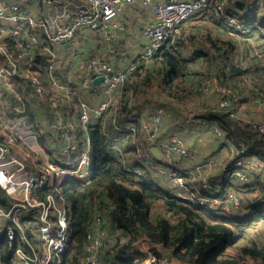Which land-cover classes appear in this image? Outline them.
Segmentation results:
<instances>
[{
    "label": "built area",
    "instance_id": "2783aa9c",
    "mask_svg": "<svg viewBox=\"0 0 264 264\" xmlns=\"http://www.w3.org/2000/svg\"><path fill=\"white\" fill-rule=\"evenodd\" d=\"M134 0H42L50 8L49 14L39 19L41 33L35 29V23L30 24V9L34 2L40 0H13L10 3L0 4V28L8 31L15 38L18 53L14 55L16 67L22 69V61L29 60L28 56L39 54L38 58L48 59L47 76L51 81L53 91L49 95H74L65 89L58 79L59 63L55 53L49 48L56 47L67 39H73L77 30L89 29L94 36L98 35L110 40L118 34L122 26L117 18L124 3ZM212 0H161L154 3L155 20L151 22L144 34L148 44L135 63L128 70L134 71L140 64L148 62L161 50L178 49L182 42L189 43L186 35L182 34V24L199 13H207L211 9ZM30 5V9H28ZM218 12V11H216ZM12 18V20L10 19ZM29 33L32 37H29ZM41 38V39H40ZM43 48L44 52H40ZM39 52V53H38ZM90 75L82 84V91H92L104 95L98 107L83 104L80 114V124L77 121L64 122L60 116L61 104L52 102L54 119L47 125L55 132V139L43 140L41 133L31 130L22 123L0 117V246L4 245L6 254L0 249L4 264H66L67 254L71 243L72 205L63 194L66 185L79 184L88 181L93 174L92 151L93 142L90 137L85 141L79 138V128L86 133L92 122H100L102 130L106 125L113 124L115 132L106 134L112 151L122 161L123 168L135 180L146 179V171H151L162 179L183 189L185 195L199 204H208L210 207L231 213V207L241 205V197L229 191L220 195L208 181L204 180L199 188H195L194 171L187 170L188 177L182 170L183 163L193 157V152L185 145L179 135H172L163 145L162 159L156 160L151 153L155 137L149 134L156 132L166 121L165 111L162 107L156 108L150 118V123H143L144 131L148 133L145 144L133 142L136 161L144 169L127 163L124 145L121 143L125 134L131 130L136 131V123L130 124L134 119L122 123L125 102L122 98H111L122 86L126 79V72L116 71L105 58L92 59L88 63ZM50 74V75H49ZM103 78L100 84L94 80ZM102 85V89L99 86ZM227 105L223 103L222 107ZM67 106L73 110L69 104ZM75 108V107H74ZM17 110V108L13 109ZM68 110L69 112H71ZM79 112V109H78ZM17 115V112H14ZM75 114V113H74ZM136 116H140V113ZM188 124H200L201 120L194 112L187 113ZM141 117V116H140ZM137 117L136 120L140 119ZM150 124L152 127H150ZM24 133H27L24 136ZM159 133V132H158ZM11 135V138L8 137ZM59 153H51L55 147ZM64 154V155H63ZM239 164V162H238ZM210 165L198 166L200 168ZM190 198V199H191ZM217 206V207H215ZM239 208V207H238ZM107 214L97 216L88 240L95 244L86 246L89 252L102 251L104 245V229ZM2 243V244H1ZM147 241H143L145 246ZM137 250V249H136ZM147 259L141 264H172L168 256L159 257L153 250L146 248ZM87 254V253H86ZM81 264H104L100 256L87 254ZM149 260V261H147ZM147 261V262H146Z\"/></svg>",
    "mask_w": 264,
    "mask_h": 264
},
{
    "label": "trees",
    "instance_id": "16d2710c",
    "mask_svg": "<svg viewBox=\"0 0 264 264\" xmlns=\"http://www.w3.org/2000/svg\"><path fill=\"white\" fill-rule=\"evenodd\" d=\"M213 1L214 0H212L211 8L214 11L222 10L219 5L220 0H216L217 4L214 7ZM249 9H252V6H250ZM249 14L250 13L248 12L242 16V24H245L244 29L249 30L245 32L246 36L248 38L260 36L264 39V31L250 22L251 20H249ZM229 23L230 22L226 21L225 18H222L221 21H217L219 27H222L220 31H224L225 29L232 30L236 33L242 32V30H237L234 27L229 26ZM183 25L185 24H182V34L186 35L187 41H190L192 36L190 35L188 29ZM117 36L118 35L112 37L110 40H107L104 37L95 35V37H97L100 41L103 40V43L110 50L113 49V42L118 38ZM14 40L15 38H12V36H5V41L9 44L13 43ZM208 40L211 42V47L221 50L227 51L233 47V43L231 41L222 40L220 38L212 40L207 34V41ZM187 45L188 42H182L178 49H171L169 51L161 50L157 52L148 62L140 64L136 70L124 71L127 75L122 87L130 89V100L126 103V107L134 108L135 100L137 99L138 101V98H136V92L139 89L138 87L148 86L154 79L159 80L163 84L162 92L165 95L179 100L192 98V95L198 93L197 90L199 88L206 87V80L200 78V73H198L195 77L192 75L187 77L190 71L196 70L198 66H200L199 64L194 65V62L197 61L182 59L180 55H178L181 47ZM98 58L100 57H96L94 59ZM137 60L138 59H136L133 63ZM223 63L224 69H217V72L219 73L218 77L222 82L225 83L228 81H235V77L238 74H242L239 70L233 69L232 66L227 68V64H229L227 60L223 59ZM146 64L148 65L145 66ZM179 84L186 86L184 88L185 91L173 94ZM192 88H194L193 94L191 91ZM232 88L235 89V87ZM123 100L126 102L124 97ZM89 106L98 107L92 105ZM210 112L211 113L207 116L202 115L203 118L198 117L201 120V123L207 127H210L215 122L222 125L227 123V120H233L238 124L239 132H241L243 136L248 133L247 129L251 127L248 123H240L237 118H230L229 115H232V112H226L220 108L212 109ZM134 113L138 112L132 111V115L125 122L132 119L136 120L137 117H140L139 115L136 116L137 114ZM18 116L22 117L18 118L17 123L26 125V120H22L26 117V115L18 114ZM187 117L188 114L186 115V119L183 121L184 125L187 127L193 126V124L187 123ZM226 117H229L230 119H226ZM233 121L231 122L233 123ZM99 123L89 129L93 140V176L84 184L79 182L77 185H66L63 188L64 196L72 205L71 243L67 254H65L66 262L67 257L74 260L73 263L77 262L78 264L79 261H83L84 259H86L87 262L88 255L84 252L86 250L87 236L93 227L96 217L107 214V219L112 221L111 226L113 228H117L115 230H121L122 233L119 235L122 238H128V242L123 247L130 246L135 241L137 233L140 232L145 234L150 239L151 243L162 245L163 249L170 253L172 257L186 264H237V262L232 259V256L226 253L230 247L239 243V241L243 238L241 235L242 230L234 229L237 226L235 225L236 221L242 219H237L233 208L231 207V213H227L223 210L221 211V214L227 218L226 221H217L212 213V207L208 204H204L203 207L192 198L190 201L187 200L183 189L162 179L158 175H156L158 179L149 177V179H151L150 181H147V178L135 180L130 173L124 170L121 158L112 151L106 134L107 132L105 130L101 131L102 124ZM45 131H50L54 134V136L49 139H55V132L49 129H46ZM137 132H139L138 126H136L135 132L129 130L127 134H135ZM260 134V130L257 131V134H249L246 137V142H249L251 145L263 143L262 141H254V138L256 136H260ZM156 137L154 143L151 145V153L156 160H159L153 154L152 150L158 149L161 152L163 145L170 137L162 144L161 149L160 145L156 143ZM262 140H264V135ZM233 143V151L242 149L244 146L243 143L238 140H234ZM244 151L245 154L250 153L246 150H243V152ZM243 152L239 155L241 159L235 162V164L233 163L232 168H241L243 163L242 158L245 155H243ZM238 162L239 164H236ZM183 163L180 162L179 164L181 165L183 172L188 177H191V175L187 173L188 169L193 170L194 175H197L195 177V188H199L203 181L206 180L216 191L219 192L218 194L220 195H226L229 191L234 192L233 187L231 189H227L232 186L230 181L231 179H224L220 184L221 188H217V186L214 184L212 185L210 180L205 176V166L200 168V173L196 172L198 166L203 164H199L196 167L185 168ZM209 163L212 165H208L209 169L214 168L216 162L213 160ZM230 169L231 165L226 167L225 174H227ZM252 187V185H244L243 189L240 191L241 206L254 212L244 218V221H247V219L250 221L259 210V205L251 203L252 196L255 195ZM1 189L2 187L0 186V191ZM156 203H161L167 212H171L174 215L175 219L171 220L165 216L152 218L151 207ZM202 208L207 209L200 212ZM177 218L178 221L176 220ZM263 219L264 217L259 218V220ZM1 235H3L2 230L0 231V236ZM106 236L108 235L106 234ZM116 239L117 240L114 246L121 245L122 239L119 237ZM240 246L241 255L250 256L255 260H258L260 264H264L263 247H260L257 243L252 241H246L245 244ZM104 247L105 245L102 249H104ZM118 248L120 249V263L118 264H141L145 260L146 256L142 253H138L136 257L123 258L121 256V246ZM0 249L3 250V253L7 256L4 245L0 246ZM100 261L104 264H115L114 261L108 257V255H104L103 252L100 255ZM0 264H4L1 259V254Z\"/></svg>",
    "mask_w": 264,
    "mask_h": 264
},
{
    "label": "rangeland",
    "instance_id": "374dc122",
    "mask_svg": "<svg viewBox=\"0 0 264 264\" xmlns=\"http://www.w3.org/2000/svg\"><path fill=\"white\" fill-rule=\"evenodd\" d=\"M40 1L41 3L34 2L33 7L30 9L31 12L29 13L31 20H33L30 24L35 23L34 27L37 29L38 33H41L42 31L39 21V19H42V16L40 15L39 11L44 5L42 0ZM15 3H18V0H16ZM219 5L222 10H219L218 12L213 11L211 13V15H214V20L221 21L222 18H225L226 21L230 22L228 24L229 26L234 27L237 30H242V32L236 33L232 30H224V32L220 31L221 29L215 25L214 21H208V17V23L203 26V30L201 33H199V35L203 36L204 33L213 34L217 37L231 41L233 43V47L227 50L226 57H222L223 53L218 48L213 49L210 47V45L205 48V55L199 58L198 62H194V65L199 64L200 66H198L196 70L190 71L187 77L191 75L195 77L198 73H200V78L206 80V87L199 88L197 90L198 93L192 95V98L182 99L180 101L181 103L183 102V104H185L188 109L194 112L198 117H201L202 115L207 116L209 113H211L210 110L220 108L226 112H232V115H229L230 118H237L239 119L240 123L243 122L245 124L248 123L251 125V127L247 129L248 133L244 136L241 132H239V126L233 120H231L233 123L230 120H227L228 122L222 125L218 122H215L210 127H208L209 129L205 135L207 142L203 144L207 151L213 153L212 155L215 158L214 161L216 163L214 168L210 169L208 173L205 172V176L210 180L211 184H214L217 186V188H221L220 184L224 179H231L230 181L232 186L228 187L227 189H231L233 187L234 192L240 197V191L243 189L244 185L253 186L252 188L254 189L255 195L252 196L251 203H256L259 205V210L250 221L249 219H247V221H244V219L236 221L235 225L237 226L234 229L242 230L241 235L243 240L241 239L239 243L230 247L226 253L230 254L232 259L237 262V264H260L258 260H255L250 256L241 255L240 245L245 244L246 241H252L264 248V219L259 220L260 217H264V140H262L264 135V39L260 36L250 37L248 39L245 32L249 30L244 29L245 24H242V16L249 12V20H251L250 22L264 31V0H220ZM250 6H252V9H249ZM192 17L194 16L190 17V22L195 18ZM10 19L12 20L11 17ZM190 25L191 23L187 24L186 26L190 35L192 36L190 38L192 40L190 41H193L194 43L198 30L192 28ZM1 27L2 25H0V28ZM204 27H207L206 31L204 30ZM7 32L0 29V106L2 109L6 110L8 108H17V110H14V112H21L27 106H31V103L33 106L38 105V107H44L46 103L52 104L53 101L63 104L61 102L62 100H64L66 104H69V106L75 107V105H77V97L74 98V96H71L70 99H68V97L62 95L46 96L47 94L52 93L53 87L50 79L47 76L48 69L47 71L44 68L38 69L42 63H45V61H41L43 58L36 59L39 54L34 53L32 56H28V59L35 60L34 62H29L26 60L22 61V69L16 67L14 55L18 53V46L15 43L14 47L12 43L9 44L5 41V36H12L13 38V35ZM29 37H32L31 33H29ZM109 54L112 53L109 52ZM58 58L60 61H64V59H61L59 56ZM223 59L227 60L230 64H227V68L232 66L233 69L239 70V72L242 73L235 77V81H228L224 83L218 77L219 73L217 72V69H224ZM147 65L148 64L145 66ZM45 71L47 82L49 87L52 89V91L47 93H44L40 88V82L44 80L43 75L45 74ZM150 83V85L147 86L151 94L150 98H156L157 100L160 99L162 101L164 100L163 103L166 102L164 99L165 97L170 98L168 100L169 102L174 100V98L168 97L167 95H160L157 92L156 87L158 84L162 85L159 80L154 79ZM34 85L38 92H31V89L34 88ZM185 87L186 86L183 84H179L174 90L173 94H177L180 91H185ZM232 87H235V89ZM193 90L194 88L191 89L192 94L194 93ZM125 92L127 91L124 89V87L119 86L118 90L113 95L106 96L111 98H122L123 100ZM84 93L89 94L86 91ZM95 98H98V95H95L94 98L83 95L81 100L94 102ZM224 102H226L227 105L222 107ZM163 105L164 107L168 106L167 104ZM170 106L172 105H169V107ZM41 113H44V111ZM147 115V112L140 113L142 118H146ZM165 115L167 116L166 111ZM69 116L70 118H74V110L69 112ZM19 117L22 116H18V118ZM229 117H226V119H230ZM22 120H26V117ZM145 121L147 122L148 120ZM133 123H136V121H133L130 124ZM162 126L163 125H161V127ZM104 130L107 132L111 131L109 130L108 125L104 127ZM258 130L261 131V134L260 136H256L254 141H262L263 143L251 145L249 142H246V137L249 134H257ZM84 135L86 137L91 136L90 132L87 134L85 133ZM146 135H148V133H146ZM8 137L11 138V135H8ZM130 140L132 143L135 142L138 144H145L146 142V140L141 139L140 135L134 136ZM234 140H238L239 142L243 143L244 146L242 149H237L236 151L232 150ZM243 150H246L250 153L245 154V151L243 152ZM242 152L243 155H245L242 158L243 163L241 168H232V164H235V162L241 159L239 155ZM131 165L144 169V166L136 160L133 161ZM229 165H231V169L227 174H225V169ZM146 174L147 181L151 180L149 177L158 179V177L151 171L147 170ZM190 198L191 195L187 194L186 199L190 201ZM202 206L204 207V205ZM233 207H239L238 212L242 215H250V213H254L249 209L242 207L241 205H234ZM206 209L207 208H202L200 212L205 211ZM159 216H165L171 220L175 219L174 215L171 212H167L161 203H156L151 207V217L153 218ZM176 220L178 221V218ZM111 222L112 221L109 220L110 225ZM108 233L109 238L106 235L104 236V244L107 239L108 241L105 244V248L102 249L101 254L103 252L104 255H108L106 251H109L110 249V252H112L111 245H114L117 240L116 238L119 237L122 239V242L121 245L116 246V248L121 246V249L123 250L121 256L123 258L136 257L138 253H142L146 256V260L148 257L146 248H149L157 255L161 254L160 256L158 255L159 257H164L163 255L168 256L167 259L172 264H186L174 257L169 256L166 253L159 251V244L151 243L150 239L145 234L140 232L137 233L135 241L132 243V245L128 247H123L128 242V238H122L119 235L122 232H110L108 227L106 234L108 235ZM144 240L147 241V244L142 246ZM89 244H95L94 240L87 239L86 246H89ZM161 247L163 248L162 245ZM84 252L87 254H93L97 257L100 256V251L98 250H95V252L91 253L88 251V249H86ZM68 259L69 258L67 257V264H77V262L73 263L74 260ZM81 262L82 261H79L78 264H81ZM114 263H120L119 256H117Z\"/></svg>",
    "mask_w": 264,
    "mask_h": 264
},
{
    "label": "crops",
    "instance_id": "0c3cea01",
    "mask_svg": "<svg viewBox=\"0 0 264 264\" xmlns=\"http://www.w3.org/2000/svg\"><path fill=\"white\" fill-rule=\"evenodd\" d=\"M11 1L13 0H0V2L3 3H10ZM157 1H161V0H134L132 3L123 4L122 10L120 11L117 18V22L119 25L122 26V29L118 31L117 34L118 38L114 40L112 46L113 49L111 50L103 43V40L100 41L97 37H95L92 33H90L88 28H86L85 30H77L78 34L73 39L71 40L67 39L63 43L57 44L56 47L51 46L49 48V50L52 53H55L57 56V60L59 63V71L57 72L58 79L63 83L64 87L66 86L65 89L67 91L73 92L74 95L71 94V96H74V98L77 97V105H75V108L71 107L75 113L73 121L75 122L77 121V123L80 124V114L83 104L99 106L102 103L103 99H105L104 95L101 93L97 94L92 91H86L89 94H85L84 93L85 91L81 90L82 83L90 75V69L88 68L89 61H91L96 57L105 58L106 61H108L115 68L116 71H127L130 65L136 59H138V57L140 56V54L148 44V40L146 35L144 34V31L146 30L147 26L151 22H154L155 20L154 3ZM216 4L217 1L214 0L213 7L216 6ZM30 7L31 6L28 5V9H30ZM213 11L214 10L211 8L209 11H206L207 13L205 14L199 13L194 16L195 18L192 17L194 19L191 22L189 21L190 20L189 19L184 23L185 25L183 26L185 28H187L186 26L187 24L191 23L190 26H192V28L194 29H197L198 33H197V37H195L196 40L194 43L193 41H189V45L181 47L178 55H180L182 59H189L198 62L199 58H201L203 54H205L204 52L205 48H207L208 45H210L211 47V42L209 40H208L209 42L207 41V34L204 33V35L201 36L199 35V33L202 32L203 26L206 23H208V21L209 22L214 21L215 25L219 27L217 21H215L213 18L214 15H211ZM49 12H50V8L48 7L47 4L43 5V7L39 11L40 15L44 18L49 14ZM219 28L222 29V27ZM206 29L207 27H204L205 31ZM208 36H210L212 40H215L217 38L225 40L224 38L217 37L210 33L208 34ZM12 44L15 47V40L13 41ZM212 48L216 49L214 47ZM221 51L223 53V56L226 57L227 51L226 50H221ZM40 52L41 53L44 52V49L41 48ZM109 52H111L112 54H109ZM58 56L61 59H64V61H60ZM41 61L42 62L45 61V63L44 64L42 63L38 69L44 68L47 71L48 59L43 58V60ZM46 71L45 74L43 75L44 80L40 82V88L44 93L52 91V89L49 87V84L47 82ZM97 79L94 80V83L100 84L102 81L96 82ZM162 85L158 84L156 89L160 95H165L162 92L163 90ZM99 88L102 89V85H100ZM138 88L139 89L136 92L137 94L136 98H138V101L137 99L135 100L134 108H129L126 107V103H128L130 100L129 99L130 89L124 87V89L127 92H125V95L123 96L126 99V102L123 108L124 116L121 118V122L123 123L124 121H126L132 115V111H136L138 113H142V112L148 113L146 118L140 117V119L135 120L139 128V132L135 134L126 133L125 134L126 137L124 138L123 141H121V143L126 142L124 145V149L126 150L125 159L128 164L136 160V156L134 155V148L132 146V142L130 139H132L134 136L137 135H140L141 139L144 140L147 139V135L143 130V123L149 124L152 113L156 110V108L159 107H162L166 111L167 113L166 121L163 123V126L158 131L156 132L151 131L149 134L155 137L157 136L156 143L160 145V149L162 144L171 135L177 134L184 141L185 145L194 152V157L191 160H188L183 163L185 168L196 167L199 164H208L209 162L215 159L212 155L213 153L207 151L203 144L207 142V138L205 137V135L207 133V129L209 128L203 123L195 124L190 127L184 125L183 121L186 119V115L190 111V109H188V107L185 104H183V102L181 103V101L176 98H174L172 102H169L168 100L170 98L165 97L164 99L166 102L163 103L164 100L162 101L160 99L157 100L156 98H150L151 94L147 86H139ZM31 92L33 93L38 92L35 85L34 88L31 89ZM83 95L93 98L95 97V95H98V98H95L94 102L82 101L81 97ZM71 96H68V99H70ZM61 102L63 104H61L60 116L64 122H69L72 119L70 118L68 111L70 110V108L67 106L64 100H62ZM163 104H167L168 106L164 107ZM169 105L172 106L169 107ZM42 111H44V113H41ZM53 111L55 110L52 109V104L49 103L48 104L46 103L44 107H38V105L33 106V104L31 103V106H27V108L23 109L21 112H17V115H15L13 108H8L6 110H3L2 107L0 106V117L17 121L18 114L26 115V122H25L26 125L28 127H31V130L39 131L44 140L45 138H52L54 136V134L51 133L50 131H45L46 129L53 131L50 128H46L47 125L54 119ZM201 118H203V116H201ZM145 120L148 121L146 122ZM97 123L99 122H92L87 127L91 128L92 126H95ZM113 126H114L113 124H110L108 126L109 130H111L110 132L111 134L115 132ZM150 127H152L151 124ZM81 129L82 128H79V138L85 141L87 137L84 134L86 132ZM26 135L27 133H24V136ZM89 137L92 140V137L91 136ZM47 151L51 153H59V154L61 152V150L58 149L56 145L52 150L50 148H47ZM204 170L206 173H208V171H210L209 166L206 165L204 167ZM232 208L236 213L237 219L239 218L244 219L249 216V215H242L241 213H239L238 207L237 208L232 207ZM217 215L219 217L221 216L218 210H217ZM108 227L110 229V232H114V231H116L117 233L121 232V230H115L117 228H113L111 225H109ZM108 238H109V233H108ZM107 241L108 239L106 240V242ZM111 248H112V252H110L111 249L106 252L108 253V257H110L115 262L117 256H119L120 254V249L118 247L116 248V246H114L113 244L111 245ZM158 250L161 251L162 253H166L169 256H171L170 253L166 252L161 247V245H158ZM122 253L123 252L121 250V255Z\"/></svg>",
    "mask_w": 264,
    "mask_h": 264
},
{
    "label": "clouds",
    "instance_id": "9594fccd",
    "mask_svg": "<svg viewBox=\"0 0 264 264\" xmlns=\"http://www.w3.org/2000/svg\"><path fill=\"white\" fill-rule=\"evenodd\" d=\"M188 45H189V43H188ZM180 52V51H179ZM100 78H102V77H100ZM103 81V80H102ZM191 112V111H190ZM189 113V112H188ZM73 119V118H72ZM190 149V148H189ZM191 150V149H190ZM192 152H193V150H191ZM152 152H153V150H152ZM160 152V151H159ZM161 153V152H160ZM161 156H162V154H161ZM193 156H194V152H193ZM161 159H159V161H160ZM93 171V170H92ZM92 176H93V174H92ZM84 183H86V182H84ZM83 183V184H84ZM72 185H77V184H72ZM213 208V207H212ZM217 208H213V215H214V217L216 218V220L217 221H226V217L224 216V215H222L221 214V211L222 210H218L219 211V213H220V217L217 215ZM108 226H109V219L106 221V224H105V227H104V229L106 230V231H108ZM105 245V244H104ZM103 245V246H104ZM103 248V247H102ZM67 264V263H66Z\"/></svg>",
    "mask_w": 264,
    "mask_h": 264
},
{
    "label": "water",
    "instance_id": "95a60500",
    "mask_svg": "<svg viewBox=\"0 0 264 264\" xmlns=\"http://www.w3.org/2000/svg\"><path fill=\"white\" fill-rule=\"evenodd\" d=\"M103 80V78H99L96 80V82H101ZM153 154L158 158V159H162L161 153L159 152L158 149H153Z\"/></svg>",
    "mask_w": 264,
    "mask_h": 264
}]
</instances>
